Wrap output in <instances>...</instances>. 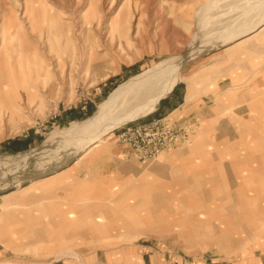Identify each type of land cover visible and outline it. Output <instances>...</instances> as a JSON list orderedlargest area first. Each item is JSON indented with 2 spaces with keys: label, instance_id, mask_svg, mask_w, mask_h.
<instances>
[{
  "label": "rangeland",
  "instance_id": "obj_1",
  "mask_svg": "<svg viewBox=\"0 0 264 264\" xmlns=\"http://www.w3.org/2000/svg\"><path fill=\"white\" fill-rule=\"evenodd\" d=\"M117 22L129 32L117 35L113 28ZM263 26L264 0H0V264H143L142 251L135 245L149 246L157 238L134 243L138 236L126 235L128 231L121 227L126 223L136 228L141 216L152 219L155 213L133 212L130 220H116L111 211V218L105 220L102 211H95L93 219L72 220L77 225L71 227L65 206L69 210L73 202L61 200L65 187L41 181L77 165L87 169L96 161L94 152H88L99 143L85 145L60 160L57 151L63 143L50 146L48 140L91 118L120 85L160 63H182L177 82L182 87L231 83L220 74V64L247 73L254 61L236 59L248 46L232 52L225 49ZM260 74L235 78V84L242 87L238 104L231 108L223 101L221 105L223 116L231 118L223 130L246 138L239 147L249 146L248 153L240 152L238 159L252 163H241L244 171L228 173L235 195L231 204H223L222 212L231 214L232 208L237 231L249 235H240L246 243L223 251L220 257L213 252L203 254L207 264L216 260L264 264V89L245 90L254 83L264 86ZM121 107V101L116 102V108ZM152 113L129 125L152 121L147 120ZM156 120L177 129L186 126L167 116ZM194 123L187 141L154 161L140 162L161 164L170 154L185 152L196 140L198 124ZM123 126L106 134L103 141L122 145ZM209 150L235 158L238 154L230 148ZM215 180L222 186L227 183ZM87 204L78 202L75 208L84 212ZM173 207L175 218L187 212L181 204ZM38 228L47 231L45 245L32 235ZM6 229L23 230L25 236L6 235ZM71 231H77V236H71ZM176 254L185 259V252Z\"/></svg>",
  "mask_w": 264,
  "mask_h": 264
},
{
  "label": "crops",
  "instance_id": "obj_2",
  "mask_svg": "<svg viewBox=\"0 0 264 264\" xmlns=\"http://www.w3.org/2000/svg\"><path fill=\"white\" fill-rule=\"evenodd\" d=\"M251 27L248 30L251 31L257 26ZM246 39L248 40L244 42ZM257 40L260 41L252 44ZM242 41L243 43H240ZM243 46L248 47L237 53L236 59H252L254 62L251 71L233 72L235 67L232 65L220 64V74H224L227 80L232 81L231 83L227 85L222 82L210 85L191 83L183 87L176 85L147 119L150 121L167 116L176 123L187 124L196 121L198 124L196 140L189 149H185V152L176 151L170 154L165 162L151 165L138 161L131 149L123 143L114 144L106 139L108 141L104 140L88 152V154L94 152L93 160L96 161L87 169H84L83 165H77L75 169H71L72 167L71 170L65 169L41 181L65 187L66 193L61 200L73 202L69 210L65 206L66 212L69 211L71 215V227L77 225V222L72 224V220L93 219L95 211L96 213L102 211L103 217L108 218L105 220L111 218V211L114 214L112 219L116 220L126 217L130 220V214L133 212L141 215L145 210L153 211L155 214L152 219H142L141 216L138 223L135 222V226L138 227L127 226L126 223L121 227L128 231L126 235L138 236L134 243L145 240V237L152 240L157 238L149 246L135 245L142 251L143 264H207V258L202 257L203 254L213 252L220 257L223 251H232L233 247H238L239 243L246 241L240 239V235L249 233L237 231V218L232 208L229 209L231 214L222 211L223 204H231L232 196L235 195V189L229 183L232 177L228 173L244 171L241 163L246 166L252 165L249 159L246 161L238 159L240 152L248 153L249 146L239 147L241 140L246 138L239 137L237 132L223 130L222 125L231 123V118L223 116L221 105L223 101L226 107L232 108L238 104V92L242 87L235 84V78L250 74L257 77L261 75L260 71L264 77V26L227 47L225 51L241 50ZM260 85L254 83L252 88L245 90L260 87L263 91L264 86ZM209 131L217 134L211 135ZM214 139L218 142L214 143ZM239 140L240 142H237ZM210 147L230 148L238 154L235 158L232 154L229 156L222 154L223 151L214 153L209 150ZM221 178L227 180L223 186L220 181L215 180ZM84 201L88 203L84 212H78L75 205ZM179 204L183 209L186 208L187 212L175 218L173 205ZM232 217L234 219H230ZM120 222L122 221H119V225ZM5 234L21 236L22 239L25 236L23 230L6 229ZM32 235L37 236L39 243L43 242L45 245L47 236L45 229L38 228ZM70 235L77 236V231H71ZM163 236L168 237L167 240L158 238H164ZM23 246L18 247V250H23ZM179 252H185V259L176 254ZM213 264L222 263L216 260ZM243 264L258 262L254 260Z\"/></svg>",
  "mask_w": 264,
  "mask_h": 264
},
{
  "label": "bare ground",
  "instance_id": "obj_3",
  "mask_svg": "<svg viewBox=\"0 0 264 264\" xmlns=\"http://www.w3.org/2000/svg\"><path fill=\"white\" fill-rule=\"evenodd\" d=\"M261 22L263 20L259 23L261 24ZM120 25V22L113 25L117 35H123L125 31L129 32V29H126L123 25L120 27ZM248 39L244 40V42ZM240 43H243V41ZM181 69L182 63L176 62L175 60L168 61L162 64L160 63L151 72L150 70L147 71L149 73H143L132 78L128 82L120 85L110 95L109 100L103 103L91 118L62 133L52 135L48 140L49 145L63 143L61 144L63 148L57 151L58 153L56 152L57 155L59 154V159L61 160L62 157L67 158L77 154L85 145L101 143L103 137L114 129L151 114L158 103L177 85L178 75ZM118 101H121L122 106L119 110L116 108V102ZM117 111H120V113ZM109 116L111 117L109 119L110 121H107L108 123L105 124Z\"/></svg>",
  "mask_w": 264,
  "mask_h": 264
},
{
  "label": "built area",
  "instance_id": "obj_4",
  "mask_svg": "<svg viewBox=\"0 0 264 264\" xmlns=\"http://www.w3.org/2000/svg\"><path fill=\"white\" fill-rule=\"evenodd\" d=\"M123 126L120 141L129 147L138 161H154L160 155L171 151L187 141L194 131V122L177 129L165 120H152L148 123Z\"/></svg>",
  "mask_w": 264,
  "mask_h": 264
}]
</instances>
